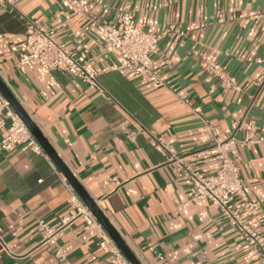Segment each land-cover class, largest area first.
I'll return each mask as SVG.
<instances>
[{"label":"crops","instance_id":"0c3cea01","mask_svg":"<svg viewBox=\"0 0 264 264\" xmlns=\"http://www.w3.org/2000/svg\"><path fill=\"white\" fill-rule=\"evenodd\" d=\"M71 2L80 13L60 0L0 5L2 79L143 264H260L258 251L214 205L193 198L177 159L214 173L218 161L202 155L211 145L205 124L222 140L239 119L264 127V84H257L264 30L230 20L256 12L264 0ZM125 12L148 32L175 25L186 33L164 37L152 53L162 86L108 71L99 76L101 93L67 71L17 67L32 21L54 28L59 42L100 72L117 62L118 52L91 21L120 27ZM212 63L242 90L211 75ZM152 136L164 138L166 153ZM239 166L264 215V143L240 149ZM71 188L76 192L44 150L0 151V264H111L97 228L70 218Z\"/></svg>","mask_w":264,"mask_h":264},{"label":"built area","instance_id":"2783aa9c","mask_svg":"<svg viewBox=\"0 0 264 264\" xmlns=\"http://www.w3.org/2000/svg\"><path fill=\"white\" fill-rule=\"evenodd\" d=\"M60 1L63 7L76 13L81 12L71 0ZM0 5L15 8L16 3L15 0H0ZM230 20L241 27L250 24L261 25L264 30V6L249 15L232 16ZM91 26L117 50L118 60L115 64L96 72L83 57L58 41L54 28L28 21L27 51L20 57L17 67L32 70L39 66L45 70L67 71L79 77L91 89L101 93L105 90L99 76L108 71H117L123 75L132 73L143 82L160 87L164 83L155 66L152 53L164 37L186 34L175 25H170L160 33L148 32L136 21L132 12H125L121 16L120 27L97 20H92ZM257 61L264 63V57H259ZM209 73L220 79L226 87L236 91L242 90L239 80L230 75L220 63H212L209 66ZM257 84H264V76L257 80ZM205 128L211 145L202 155L208 156L211 161H218L216 171L214 173L201 171L184 161V158H178L179 176L186 178L193 186V198L205 199L214 205L227 224L258 251L259 262L264 264V215L259 212L257 204L249 198L239 166L240 149L264 143V127H258L253 120L239 119L233 124L232 135L223 140L211 125L205 124ZM2 131H5V134L1 136ZM239 133H243L242 137L238 136ZM151 143L158 151L166 153L167 145L163 137L152 136ZM17 147L43 152L40 143L0 91V151H12ZM70 191L69 203L72 208L70 218L80 216L84 218L88 228H97L100 246L108 254L109 263L131 264L79 195L72 188ZM40 227L45 229L46 224L41 221ZM51 242L55 243V240L51 238ZM159 257L163 258L162 255Z\"/></svg>","mask_w":264,"mask_h":264},{"label":"water","instance_id":"95a60500","mask_svg":"<svg viewBox=\"0 0 264 264\" xmlns=\"http://www.w3.org/2000/svg\"><path fill=\"white\" fill-rule=\"evenodd\" d=\"M0 91L7 98V100L12 104L15 111L24 121V123L28 126L32 134L35 136L37 141L40 143L43 150L49 155V157L54 161L60 171L64 174L68 182L71 186L76 190L79 197L86 204V206L90 209L93 215L97 218V220L101 223V225L105 228L108 234L112 237V239L116 242L118 247L124 253V255L128 258L131 264H143L142 261L138 258L135 252L128 245L126 240L121 236L119 231L115 228V226L111 223L109 218L106 216L102 208L98 205L93 197L88 193L79 179L72 172L67 163L61 158L58 154L52 143L45 136L43 131L37 125V123L31 118L29 113L23 107V105L18 101L15 97L11 89L5 83V81L0 76Z\"/></svg>","mask_w":264,"mask_h":264}]
</instances>
